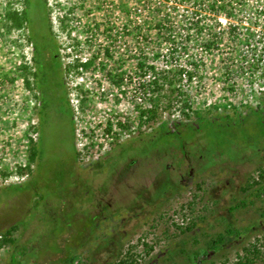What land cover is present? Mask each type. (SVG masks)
I'll return each instance as SVG.
<instances>
[{"label": "rangeland", "instance_id": "obj_1", "mask_svg": "<svg viewBox=\"0 0 264 264\" xmlns=\"http://www.w3.org/2000/svg\"><path fill=\"white\" fill-rule=\"evenodd\" d=\"M10 1L21 7L0 0V264H264V132L220 119L202 133V148L186 138L182 153L181 139L151 135L162 120L192 119L190 111L138 119L149 93L137 61L159 64L154 51H165L156 0H46L62 67L86 65L63 72L69 110L49 97L38 158L19 173L38 105L17 68L30 61L25 27L6 29ZM240 3L229 17L238 38L220 16L210 52L202 35L186 44L185 63L198 64L187 100L206 115L243 114L264 98V0ZM196 150L201 167L216 162L197 169Z\"/></svg>", "mask_w": 264, "mask_h": 264}, {"label": "trees", "instance_id": "obj_2", "mask_svg": "<svg viewBox=\"0 0 264 264\" xmlns=\"http://www.w3.org/2000/svg\"><path fill=\"white\" fill-rule=\"evenodd\" d=\"M36 1L38 4H36ZM241 1L242 0H156L155 4L158 6L156 13L162 12V17L153 26L156 30L157 41L159 44L165 45V51L161 53L158 48L154 51L155 57L157 59L158 57L161 58L159 64H156V61L149 63L137 61L138 69L141 70L143 76H147L146 79H143L144 82H142L144 88H146L149 93L148 105L139 107L138 119L139 121H148L154 117L159 118L160 111L170 113L172 110L184 115L187 111H190L193 118L186 119L185 121L176 119H169L168 121L162 120L153 131L151 138L155 136L157 141L168 137L170 139L179 138L182 142L180 151L185 153L183 144L185 145V141H188L186 138L197 141L199 149L202 148V133L206 129L211 130L214 128L220 119L226 121L228 124H234L236 121H239L238 123H243L249 120V123H253L254 126L264 132L263 97H259V105L257 107L248 106L243 114L233 110L231 114L216 113L206 115L198 109H191L185 91V88L192 81L193 76L198 72V64L196 62L186 61L185 63L186 57H188L190 54L189 52H191L186 44H188L192 38L202 35L204 36L203 50L210 52V46H217L221 40L220 28H218V26L223 21L219 18L220 16L226 19L227 35L231 38H236L238 35L233 34V27L235 25L233 21L229 20V17L232 7L241 5ZM8 4V7L3 13V17L7 21L6 29L10 30L25 27V39L30 47L29 63L21 62L18 64L17 68L27 88H30L31 84L35 85L37 94L33 95V98L36 100L39 107L37 116L38 122L36 128L33 127L37 136L36 141L34 143L31 141L27 149V162L21 167V171L19 172L22 174L23 171H30V165L34 164L38 158L37 142L39 141V132L37 130L44 121L41 110L46 107L49 97L54 99L62 98L69 110L67 99L64 98L63 95V72L69 71L77 66H85L86 63L75 60L73 63L66 65V67H62L54 34L51 31L49 19L50 8L46 0H21L20 9L14 8L12 6V1L8 2ZM178 6L184 8V11L182 15H180L181 17L179 16V18L174 19L173 13ZM66 12L68 11L64 10L61 15H59V22L62 23ZM244 38L248 40V36H243L240 39L242 40ZM180 60L182 61L181 63L179 62ZM53 74H57V80L53 79ZM56 85H58V88H61L60 94L58 93ZM80 101V103H82V99H80ZM69 120L71 121L70 111ZM146 142L150 141L147 140ZM197 151L198 150H196V152ZM259 151L256 152L255 156H258ZM73 155L75 157L74 150ZM202 156L203 155L198 152L195 155L197 169H204L216 162V157H213L207 165L201 167V162L203 161ZM162 166L166 172L167 165L165 164ZM164 178L165 176L162 181H164ZM167 186L169 185L164 184L159 188L157 194L159 195L165 191ZM9 232L10 229L4 232L1 239L2 241L11 240L8 235ZM228 232H231V230H228ZM215 242L218 241L214 240V243ZM251 251L257 253V248L253 247ZM117 264H123V261L119 260Z\"/></svg>", "mask_w": 264, "mask_h": 264}, {"label": "flooded vegetation", "instance_id": "obj_3", "mask_svg": "<svg viewBox=\"0 0 264 264\" xmlns=\"http://www.w3.org/2000/svg\"><path fill=\"white\" fill-rule=\"evenodd\" d=\"M38 105V104H37ZM39 108V107H38ZM38 116V115H37Z\"/></svg>", "mask_w": 264, "mask_h": 264}]
</instances>
